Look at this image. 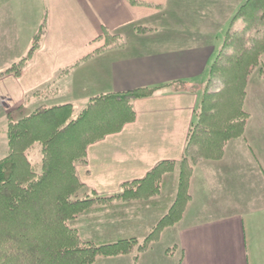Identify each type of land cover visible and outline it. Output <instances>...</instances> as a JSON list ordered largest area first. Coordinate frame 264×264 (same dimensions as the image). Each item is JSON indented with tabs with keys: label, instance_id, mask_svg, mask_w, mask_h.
<instances>
[{
	"label": "crops",
	"instance_id": "1",
	"mask_svg": "<svg viewBox=\"0 0 264 264\" xmlns=\"http://www.w3.org/2000/svg\"><path fill=\"white\" fill-rule=\"evenodd\" d=\"M137 1L158 6L132 0H0V28H8L4 25L14 9L15 27L20 23L25 29L24 33L15 28L16 47L22 49L29 27L33 40L45 29L23 73L0 76V117L6 125L8 116L15 119L17 109L28 106L27 99L33 95L42 101L37 100L32 110L63 103H71L74 109L81 105V110L100 93L186 83L180 90L164 88L136 99L134 121L88 145L87 162L78 164L77 172L87 187L101 195L142 179L160 161L182 159L202 84L230 19L244 2ZM136 24L152 29L138 33L133 29ZM105 29L122 33L125 46L85 59L103 45ZM0 37L4 39L1 32ZM262 61L247 85L245 107L250 118L244 136L228 143L221 160L196 165L192 198L181 221L167 228L136 263L133 255H127L101 257L94 264H179L182 253L185 264H264V55ZM127 203L115 199L105 210L81 215L75 226L85 238H94L97 231L119 233L117 227L131 228L137 217H127ZM118 237L123 236L113 239ZM169 247L177 248L170 254Z\"/></svg>",
	"mask_w": 264,
	"mask_h": 264
},
{
	"label": "trees",
	"instance_id": "2",
	"mask_svg": "<svg viewBox=\"0 0 264 264\" xmlns=\"http://www.w3.org/2000/svg\"><path fill=\"white\" fill-rule=\"evenodd\" d=\"M133 29L141 33L152 28L136 24ZM44 31L42 27L28 52L0 71V76L23 73ZM101 39L103 45L85 59L126 44L122 33L108 29ZM263 55L264 0H245L229 22L202 85L182 159L160 161L145 177L123 183L111 195L97 193L79 178L77 165L87 162L88 145L134 121L136 99L154 96L170 86L180 90L185 82L100 93L77 116L71 103L42 104L19 119L10 114L5 129L7 152L0 157V264H94L101 257L127 255H133L136 263L167 228L184 217L196 165L205 159H221L228 143L244 136L250 118L245 107L247 85ZM37 143L41 158L33 161L29 153ZM176 170L174 199L143 238L98 241L85 238L75 226L81 215L105 210L115 199L128 202L159 196L166 177ZM183 259L182 253L181 264H185Z\"/></svg>",
	"mask_w": 264,
	"mask_h": 264
},
{
	"label": "rangeland",
	"instance_id": "3",
	"mask_svg": "<svg viewBox=\"0 0 264 264\" xmlns=\"http://www.w3.org/2000/svg\"><path fill=\"white\" fill-rule=\"evenodd\" d=\"M243 3H241L239 5V7L241 5H243ZM10 5L14 6V2L11 1ZM239 7H238V9H239ZM14 16L15 15H14V9H13L12 13L10 15L11 20L10 21L8 20V23L6 25H4L5 27H8V28L10 27V33H7L8 28L6 30H2L0 28V32L4 36L3 40H1V37H0V70L7 67V66H10V64L12 62L19 59V57L24 53V51L28 50V48L30 47L27 45L28 42L31 41L30 44H33L35 41L29 37L31 27L28 26L29 32H28L26 38L25 37L23 38L24 43L21 44L22 49H21V47H16L14 45L15 37H13V36L15 33V28L18 31H24V33H25V29H23V27L20 23H17L16 27H15ZM232 18H233V16H232ZM232 18L230 19V21L232 20ZM155 24H157V23H155ZM145 41L147 44L150 43V42H148V40H145ZM204 82H205V80H204ZM204 82H203V84H204ZM199 85H200V83H199ZM170 87L172 88V86H170ZM37 100H39L41 102L42 98L34 96V95L29 96V99H27V102H26L28 104V106L24 107L23 109H17L15 119H17L19 116H24V115L30 113V111L32 110L31 108H34L35 106H37V105H35L36 104L35 102ZM40 102H39V104H40ZM77 106L78 107H75L74 116H77L83 110V109L80 110L81 107H79V106H81V105H77ZM2 125H6V120H2L0 117V126H2ZM5 129H6V127H4V128L0 127V157L4 156L7 152V136H6ZM224 156H225V154H224ZM29 157L33 161H39L40 160L41 153H40V145L38 143L35 144L34 147L30 150ZM221 159H218V160H221ZM205 160H216V159H205ZM205 160H203V161H205ZM203 161H201V162H203ZM177 177H178V171L177 170L174 171L173 173L169 174L163 183L162 193L155 198L147 199V200L128 201V203L126 204L127 207H125L124 210L129 214V215H127V217H131V216L137 217V224L136 225H134L131 228H128V229L126 228L123 230H119L117 227L116 231L119 233H115V232L110 231V230H105L103 232L97 231L93 235L94 239H96L98 241L114 240L113 238H115L116 236H132L133 234H139V236L142 238L144 232L149 231L147 228H149L151 224H153L156 220H158L162 216V214L165 213L168 206L171 205V203L174 199L175 193H176ZM241 190H242L241 188L237 189V191H239V193ZM240 195H241V199H243L244 195L241 193H240ZM115 203H117V202H115ZM107 206H109V205H107ZM83 215H86V214L84 213ZM101 215H103V214H101ZM127 217H124L126 222H127V220H126ZM74 223L75 222H71V224H74ZM76 224H77V222H76ZM83 236H85V235L83 234ZM110 238H112V239H110ZM149 249H151V247ZM171 251L173 253V250H171ZM166 252L171 254L170 251L166 250ZM179 264H181L180 261H179Z\"/></svg>",
	"mask_w": 264,
	"mask_h": 264
}]
</instances>
